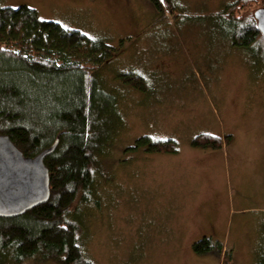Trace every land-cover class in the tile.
<instances>
[{
  "label": "rangeland",
  "instance_id": "374dc122",
  "mask_svg": "<svg viewBox=\"0 0 264 264\" xmlns=\"http://www.w3.org/2000/svg\"><path fill=\"white\" fill-rule=\"evenodd\" d=\"M162 1L161 14L149 0H0V8L27 5L41 19L114 47L99 72L116 107L109 114L110 145L95 170L98 204L76 202L83 210L80 242L88 259L94 264H259L260 212L252 213L257 223L250 238L257 241H243L234 232L229 241L213 236L231 251L229 260L194 251L192 244L204 236L196 237L198 228L191 226L195 195L222 189L230 173L225 157L211 166L207 154L192 155L190 141L199 133L233 135L230 148L240 152L235 164L246 178L239 186L251 183L264 192V55L225 35L216 14L236 0ZM129 72L142 75L148 88L123 83L120 76ZM143 135L176 139L180 155L161 163L134 147ZM230 184L234 188L236 180ZM163 187L172 195L179 192L183 201L163 206Z\"/></svg>",
  "mask_w": 264,
  "mask_h": 264
},
{
  "label": "trees",
  "instance_id": "16d2710c",
  "mask_svg": "<svg viewBox=\"0 0 264 264\" xmlns=\"http://www.w3.org/2000/svg\"><path fill=\"white\" fill-rule=\"evenodd\" d=\"M165 12L162 0H149ZM171 5V0H168ZM264 0H236L216 14L225 35L264 55V35L253 9ZM239 13L237 14V12ZM114 47L103 40L41 19L27 5L0 8V134L8 135L26 156L51 147L44 159L50 174L49 199L15 217H0V264H94L80 242L83 210L76 202L98 204L95 170L110 145V112L116 99L107 92L100 72ZM123 83L148 88L140 74H122ZM233 135L199 133L197 148H222ZM136 148L149 153H176V139L143 135ZM80 208L82 211H80ZM198 254H224V243L204 235L192 244ZM225 250V251H224ZM259 264H264V251Z\"/></svg>",
  "mask_w": 264,
  "mask_h": 264
},
{
  "label": "crops",
  "instance_id": "0c3cea01",
  "mask_svg": "<svg viewBox=\"0 0 264 264\" xmlns=\"http://www.w3.org/2000/svg\"><path fill=\"white\" fill-rule=\"evenodd\" d=\"M234 140L222 148H197L190 145L192 147V155L200 156V153H205L212 158V160H208L211 166H214L215 159L219 160L220 164H222L225 157L224 160L226 161L228 173H230V182L228 181L225 185L223 184L222 189L211 188L209 191H204L203 194L195 195L199 200L190 209L191 212H189L194 217L191 220L193 222L191 226L198 228V231L195 233L196 237L211 235L229 241L231 234L234 232L237 238L243 241L250 242L251 239L257 241V238L254 236L250 238L252 228L257 223L252 218V213H264V192L259 193L257 187L252 186L251 183L248 186H239V182L246 180V178L235 164L242 157L236 148H230ZM229 149L231 150V155L228 151ZM180 153V151L176 153H151V156L161 160L162 163L163 160L178 157ZM229 161L232 162V167ZM251 178L253 179V177ZM235 180L236 184L233 188L230 183ZM160 199L164 201L163 206L165 207H169L171 200L175 202L183 201L180 198L179 192L177 195H172L171 191L165 187L163 189L160 188ZM236 208L238 211L235 210ZM233 211V214L236 212L240 214L236 218L232 217ZM242 213H245V215Z\"/></svg>",
  "mask_w": 264,
  "mask_h": 264
},
{
  "label": "water",
  "instance_id": "95a60500",
  "mask_svg": "<svg viewBox=\"0 0 264 264\" xmlns=\"http://www.w3.org/2000/svg\"><path fill=\"white\" fill-rule=\"evenodd\" d=\"M254 16L264 35V7ZM57 143L26 156L8 135L0 134V217L19 216L49 199L50 174L44 159Z\"/></svg>",
  "mask_w": 264,
  "mask_h": 264
}]
</instances>
